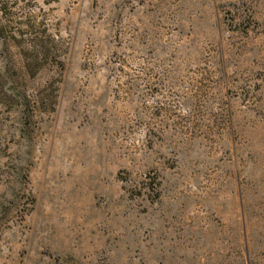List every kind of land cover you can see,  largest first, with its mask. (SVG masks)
Here are the masks:
<instances>
[{
	"label": "rangeland",
	"instance_id": "obj_1",
	"mask_svg": "<svg viewBox=\"0 0 264 264\" xmlns=\"http://www.w3.org/2000/svg\"><path fill=\"white\" fill-rule=\"evenodd\" d=\"M12 9L55 58L31 77L12 47L0 264H264V0Z\"/></svg>",
	"mask_w": 264,
	"mask_h": 264
},
{
	"label": "trees",
	"instance_id": "obj_2",
	"mask_svg": "<svg viewBox=\"0 0 264 264\" xmlns=\"http://www.w3.org/2000/svg\"><path fill=\"white\" fill-rule=\"evenodd\" d=\"M20 1L22 0H0V53L4 55L6 61L0 65V102L9 107L18 106L20 124L25 128L32 117L30 110L33 101L22 89L19 78L13 76L18 75V68L12 47L19 46L25 73L35 77L45 63L55 58V43L45 29L35 28V22L31 17L24 16L22 11L18 13L12 9L13 3ZM28 38L31 40V47L25 48L23 44ZM48 99L46 96L42 97L37 103L40 101L42 105H46Z\"/></svg>",
	"mask_w": 264,
	"mask_h": 264
}]
</instances>
